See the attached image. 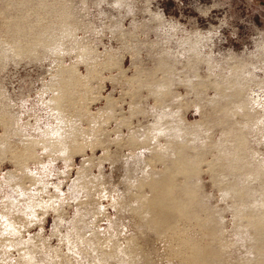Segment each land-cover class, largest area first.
<instances>
[{
	"label": "rangeland",
	"instance_id": "1",
	"mask_svg": "<svg viewBox=\"0 0 264 264\" xmlns=\"http://www.w3.org/2000/svg\"><path fill=\"white\" fill-rule=\"evenodd\" d=\"M0 264H264V0H0Z\"/></svg>",
	"mask_w": 264,
	"mask_h": 264
}]
</instances>
